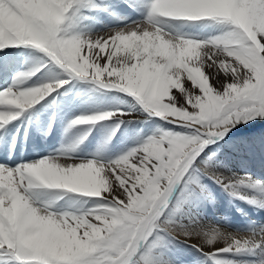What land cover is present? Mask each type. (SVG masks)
I'll use <instances>...</instances> for the list:
<instances>
[{"label": "snow or ice", "instance_id": "snow-or-ice-1", "mask_svg": "<svg viewBox=\"0 0 264 264\" xmlns=\"http://www.w3.org/2000/svg\"><path fill=\"white\" fill-rule=\"evenodd\" d=\"M121 2L146 9L144 20L92 39L66 25L74 9L96 10L95 0H0V51L28 45L46 54L36 71L18 73L0 89V132L76 77L130 94L179 129L106 163L62 155L0 163V264H156L165 234L193 244L212 264H237L228 254L264 244V234L190 229L171 218L176 188L210 195L202 184L208 177L240 195L234 185L251 180L219 173L215 153L204 150L237 125L264 119V0ZM167 21H210L220 34L206 41L174 35L160 26ZM56 65L63 72L56 74ZM129 118L81 115L67 130L89 126L82 143L98 122ZM118 131L119 123L108 128L101 148ZM38 189L82 194L95 198L94 206L64 210Z\"/></svg>", "mask_w": 264, "mask_h": 264}, {"label": "bare ground", "instance_id": "bare-ground-1", "mask_svg": "<svg viewBox=\"0 0 264 264\" xmlns=\"http://www.w3.org/2000/svg\"><path fill=\"white\" fill-rule=\"evenodd\" d=\"M95 3L99 5L96 10H91L87 6L73 10L72 18L66 25L70 26L73 35L95 39L114 30L133 27L142 22L147 15L146 9L138 11L128 7L121 0H95ZM84 5H87V0H84ZM178 24L180 25L178 30L173 31L171 26ZM160 26L174 35H185L199 41H206L220 34L210 21L195 23L167 21ZM45 56L46 54L40 50L28 45L12 46L0 51V89L12 85L13 77L18 73L36 71L40 66L39 58ZM61 72L63 69L56 65L55 73ZM64 78L68 77L65 75ZM112 90L114 92L109 95L102 89L92 93L88 91L81 97L82 100L76 99L77 102L72 100L67 103L65 111L63 110L64 112L57 116L53 113L54 111L49 110L48 105L38 103L34 111L26 113L27 115L14 121V124L8 125L4 133H0V163L9 166L12 164L16 167L27 159L29 162H35L48 157L49 154L70 157L69 162L91 161L88 159L90 156H96L98 157L96 160L103 162L102 157L106 158L108 155L111 156V153L123 152V150L126 153L122 157L125 156L129 152L128 148L119 146L117 138L113 137L106 147L101 148L107 129L113 127L107 121L98 122L92 133L82 143L80 139L89 126L67 130L69 121L75 117L105 113L106 97H116L119 94L115 89ZM57 94L53 93L50 97L53 98ZM126 101L132 105V108L127 113H121L131 114V118L146 114L147 110L131 95L128 99L126 98ZM168 124L163 123L164 126ZM204 151L206 155L215 153L218 159L216 170L219 173L233 181H239L241 178H251V180L246 183H236L234 189L240 195H233L231 191L206 177V183L215 189L214 195L195 197V215L187 213L183 218L188 223L183 226L190 229L219 228L244 237H258L264 234V227H261L264 225V119L237 125L222 140L208 145ZM256 181L261 183L251 187L250 183ZM37 191L46 194L48 199L54 201H57L61 194L66 195L70 202V205H64L66 207L79 209L85 204L80 198L82 194L72 192L66 194L62 193V189H38ZM253 199L256 203L252 202ZM252 223H258L255 232L250 231L253 227ZM184 252L194 264H212V261L208 260L193 244L190 250ZM163 255L159 253L153 256L156 264H169L168 259ZM228 259L236 261L237 264H264V244L254 250L228 254Z\"/></svg>", "mask_w": 264, "mask_h": 264}, {"label": "rangeland", "instance_id": "rangeland-1", "mask_svg": "<svg viewBox=\"0 0 264 264\" xmlns=\"http://www.w3.org/2000/svg\"><path fill=\"white\" fill-rule=\"evenodd\" d=\"M179 26L180 25L178 24V25H174L171 27H172L173 31H177ZM100 89L104 90L106 92V94H108V95L111 92H114V90H112V89L106 90V89L100 87L99 84L92 82L90 80L81 79L79 77H76V78L72 79L71 84L65 85L64 88H62L56 96L54 95L53 98L49 96L45 101H42L40 103L42 105H48L50 108L49 110H52V112L54 111L53 113L55 114V116H57L60 113L65 111L66 104L69 103L70 101L75 100L74 102H77L76 99H78V101H80L79 99H81V97L84 96V94L86 92L89 91L88 93H90V92L92 93V91L100 90ZM116 91L119 94L116 95V97L114 96L115 98L114 97H111V98L106 97V101H107L106 112H118V113L129 112L132 108V105L126 101V98L128 99L130 94L121 92L119 90H116ZM54 99H55V103L52 102ZM57 107H58V109H56ZM34 109H35V107L30 111L32 112ZM25 115H27V114H25ZM30 117L33 118V116L31 114H30ZM107 122L111 123L113 125V127L117 123H119V131L117 132L116 136H114V139L117 138L119 146L122 145V147L128 148L129 152L134 148L142 146L150 138L158 137V135L160 134L161 131H169V132L179 131V129L176 126H173L172 124H168V125L164 126L163 123L164 122L166 123V121H164V119H162L161 117H159L157 115H154L153 113H151L149 111H147L146 114L143 116L125 119L122 123H120L119 121H115V120H110ZM0 133L2 134L4 132H0ZM122 134H123V136H122ZM121 148H120V150H121ZM124 153H126L125 150H123V152L122 151H118L117 153L114 152V153H111V156L108 155L106 158L102 157L101 160L104 163H106L108 161L117 160V159L121 158L122 155H124ZM212 154L213 153H211L210 155H212ZM112 155H113V157H112ZM52 156H53V154L48 155V157H52ZM84 158L87 159V157H84ZM97 158L98 157H96V156H90L88 159L96 160ZM214 158L216 159V161H218L216 156ZM28 160L29 159L25 160L23 164L30 163ZM10 165H11V167H13L12 164H10ZM206 182H207L206 177H204L202 179V184L206 188L207 192L210 193V195H206V196L214 195L215 189H213V187H211V185L209 183L207 184ZM62 193L70 194V192L68 191V193H67L66 190H63ZM60 196L62 197V199H58L56 201L58 203V205L62 206L64 208V210H72L73 209L72 207L70 208V207L64 206V205H68L70 203L68 201L69 197H66V195H64V194H61ZM61 197H59V198H61ZM195 197L200 198V197H205V195L199 196L197 193H193L191 195H188V194L182 193L180 188L175 189V194L172 197V199L174 201V212H173V215L171 218L178 225H185L188 223V221L183 218V217H185V215L187 213H194V215H195ZM80 198L83 199L85 204H83L81 208L79 207V210L83 211V210H86V209L94 206L93 201L95 198H89V197H85V196H81ZM177 202L179 203L180 206H179L178 210H175V203H177ZM61 204H63V205H61ZM183 221H185V222H183ZM256 224H258V223H254V224L252 223V226L254 228L252 227L250 229L251 232H255V230H256L255 228L258 227ZM261 227H264V225ZM191 247H192V244L186 242L185 240L178 239V238H176L170 234H165L163 237L162 247L158 248L154 255L159 254V253L164 254L165 256L164 255L163 256L165 258H167L168 261L171 262V264H194L193 262H190V260L187 258V253L184 252L185 250H190Z\"/></svg>", "mask_w": 264, "mask_h": 264}]
</instances>
